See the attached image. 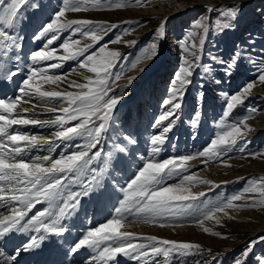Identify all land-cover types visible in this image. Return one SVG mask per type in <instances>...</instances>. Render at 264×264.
<instances>
[{
	"label": "rangeland",
	"instance_id": "1",
	"mask_svg": "<svg viewBox=\"0 0 264 264\" xmlns=\"http://www.w3.org/2000/svg\"><path fill=\"white\" fill-rule=\"evenodd\" d=\"M36 1L37 5H34L33 0H0V33L5 29L2 22L10 8L16 10L14 22L17 28L13 38L1 39L0 51L11 44L22 46L24 30L19 42L18 34L24 27L32 28H29V41L37 42L38 45L34 54V48H31L30 53L24 57L27 61L22 67L27 66L26 73L29 72V77H24L23 80L26 78L27 81L21 84L25 90L32 92L33 100L42 99L60 107L57 111L43 113L49 117L42 123L52 127L55 132L62 133V136L48 138L46 141L24 139L23 144L33 150L32 154H40L52 150L51 147L57 144V140L80 134L78 137L80 136L81 141L74 147L75 152L72 154H56L59 157L50 166H43L46 159L36 160L39 161V168L33 169V172L35 170L40 176H44L45 172L57 171L58 167L73 171L78 159L90 152L91 160L88 164H91L98 154V146L104 145L109 135L104 153L110 158L112 151L109 149L119 142L121 130L124 128V135L127 136L132 131L126 120L130 124L129 118L136 114V107L143 104L145 114L152 117L151 127L156 129L152 136L151 158H148L151 161L144 160L143 165L150 164L148 167H153L152 164L162 163L164 166L161 170L159 166L154 170H147L144 176L137 175L136 170L131 181L139 180L135 183L130 181L132 184L129 186L130 182H125L126 187L119 189L118 193L127 189L131 192L133 187L146 189L142 184H146L149 179L155 180L150 183L155 184L153 191L161 189L163 192L170 189L168 186L179 185L181 177L193 179L191 184H202L204 189L191 197L183 198L181 193L167 194V198L164 195L156 200L149 197L144 206L141 202L138 204L141 205L140 215L150 213L154 221L163 224H193L196 231L189 232L188 237L183 234L167 236L150 232L140 234L145 238H137L139 233L136 229L130 226L123 228L127 226L117 220L108 221L103 227H108L107 231L110 232H124L120 235L125 234L122 236L125 241L128 237L132 239L131 248L140 246L144 241L142 245H146L147 250L140 248L136 252V263L142 254L149 257L158 255L161 258L173 254L177 261L175 263L173 260V264H264V22L258 26L260 20L251 21V14L258 9H253L254 4L263 0H256V3L255 0H215L217 3L211 9V5L208 6L201 0ZM184 3L193 8L187 13L176 15L178 18L199 12L187 20L167 16V13L179 11L175 4L182 9ZM129 7H157L159 12L145 15L122 13V16L116 13L117 10ZM86 10L89 14H86ZM98 12H115L116 15H101ZM35 13V18H44L41 20L45 27L38 31V37L32 36L37 28L27 23ZM262 18L264 21V15ZM36 20L37 23L40 21ZM189 21L191 29H186L184 23ZM42 33L44 35L39 37ZM224 43H228L225 54L234 56L235 66L244 67V70L240 80L227 84L221 78L214 84L211 80L217 77V73H210L208 66H223L219 60V55H222L219 54V46ZM41 44L43 46L39 49ZM255 48L262 52V57L257 61H254L251 54ZM165 52L169 55L168 58L164 57ZM174 58L177 59L176 62ZM178 59L183 60V63ZM152 61L156 70L166 63L167 76L164 75L160 81L155 76L147 78L141 92L118 113L113 112L110 132L106 140L101 142L105 123L103 114L122 100V96L132 92L131 79L137 77L135 72L146 73L150 68L147 66ZM29 64L34 65L29 68ZM172 64L179 67L180 73H177L178 70L176 73L173 71ZM194 64L196 68L199 65V69L192 82L190 76ZM70 67H78L86 74L87 79L68 74ZM169 72L174 77L169 78ZM7 84L4 79L2 85ZM153 105L156 107L152 108ZM151 113L155 115V119ZM4 126L0 122V129ZM144 126L137 122L139 131ZM181 130L185 131L182 137L188 142L200 140L201 148L193 154L196 145H187L183 139L181 146L189 149L187 154L177 156L180 158L176 159H160L158 154L168 151L164 148L165 142L177 138ZM22 136L20 133L16 135L18 140ZM54 149L60 151L61 146ZM118 151L131 153L126 148ZM99 156L104 161L102 154L98 158ZM101 160L98 159V162ZM102 164L106 168L103 169V175L111 179L112 184H120L124 177L122 167L129 168L126 172L128 175L141 163L115 162L110 167L109 164ZM171 164L173 170H165ZM115 171L121 175H116ZM172 171L174 172L171 173ZM81 173L79 170L75 178ZM158 178L162 181L161 187L156 184ZM173 178L179 180L175 181ZM146 192L142 196L149 195L147 189ZM112 195L118 199L116 194ZM227 207L240 212L241 218L219 219L215 216L217 210ZM122 210L134 212L133 207L131 210ZM200 220L204 221L201 223L202 230L198 231ZM94 234L99 236L101 233L95 231ZM126 243L118 246V253L127 254L130 248H126Z\"/></svg>",
	"mask_w": 264,
	"mask_h": 264
},
{
	"label": "bare ground",
	"instance_id": "2",
	"mask_svg": "<svg viewBox=\"0 0 264 264\" xmlns=\"http://www.w3.org/2000/svg\"><path fill=\"white\" fill-rule=\"evenodd\" d=\"M33 1H34V5H37V1L36 0H33ZM201 1H204L208 6L211 5V6H209L210 9L213 7V5H215L217 3V2L215 3V0H201ZM222 1H226V0H222ZM254 3H256V0ZM259 3H260V6H258ZM259 3L254 4V6H253L254 10L257 7H260L261 10L264 9V0L260 1ZM175 5H176V8L179 9V11L175 10L174 12L167 13V16L169 18H171V16H176V15L181 14V13H187L189 10H192V8H193L191 6L187 7L189 5H186L185 3H184V8H182V9L178 7V4H175ZM192 5H194V4H192ZM157 9H158L157 7L147 8V9H135V8L129 7V8H124L123 10H117L116 13H118L121 16H122V13L123 14L127 13V14H143V15H145V13L156 12ZM88 12L89 11L86 10V14H89ZM103 12H105V11H103ZM103 12H98V13H101V15H107V14L108 15L109 14L110 15H116L115 12L102 14ZM157 12H159V10ZM257 12H258V9H257ZM261 12L262 11H260V13ZM15 13H16V10L10 8L9 14L4 18V20L2 22V26L5 29L2 30V32L0 33V42H2L1 39L13 38V36L17 33V28H16V25L14 22ZM254 16H259V14L254 11L253 14H251V18H254ZM27 23L29 24V22H27ZM27 27L24 29V31L22 33V37H23V42H21L22 46H19V47H22V50H23L22 52L24 53V51H25V52H27V54L30 51L28 49L34 48L32 50L33 54H34L36 52L35 48L38 45V43L37 42L31 43L30 42L31 40L29 41V38H30L29 28L30 27L29 28H27ZM31 29L32 28H30V30ZM32 42H34V41H32ZM27 54H25L23 56L24 60L19 59L16 62V66L14 68H12L11 71L9 68H6L5 70L1 71L2 75L4 76V79L8 82L9 85L7 84L6 88L2 89V94L0 96V122H3L5 124V126H4L5 129L4 128L0 129V132L2 135L1 143H0V164H1L2 159L6 157L7 159H5V162L3 164L8 166L10 169H12L11 167H14L16 169V171H14V169H12L14 171V174L12 176L18 177L17 183H20V182L26 180L27 177H31V176L37 177L36 174H38V173L35 170L33 172V169L39 168L37 166V163H33V162L28 163L30 161L29 154H32L33 150L30 147L26 148L23 144L24 143L23 140L28 139V140H34L35 141L36 139H39L41 141H44V140L46 141V140H48V138L53 139V138H59L62 136V133L55 132L52 127H47L42 123V121L46 120L47 117H49L48 115L43 114V113L57 111L60 109V107L51 105L42 99L33 100L32 92L28 89L25 90L23 85L21 83H18L17 77H19V76L16 75L15 76L16 79H15V77H13L11 75L12 72H17V70H19L22 67L23 63L27 61L25 59L26 58L25 56ZM167 56H169V55H167V53L165 52L164 57L168 58ZM174 60L176 62L177 59L174 58ZM178 60L181 63H183V60H181V59H178ZM154 61L149 63V66H147V67H150V68L147 70L146 73L139 74L140 72H135L137 77L134 78V80L131 79L133 82V85H132L133 89L131 90L132 92L127 93L128 94V95L126 94L127 96H125V95L122 96L121 98L124 97L122 100L117 102L111 108L109 107L107 109V111L103 114V116L105 118L104 119L105 123H104L103 131L101 134L102 135L101 136L102 141H101V137H100L99 144H100V141L104 142L106 140V137L108 136V133L110 132V127L112 124L111 118L113 116V112H115V114L118 113V111H120L124 106H126L128 103H130L132 101V99L135 97V95H138L141 92V90L143 89L145 80L147 78H149L151 76H155L157 78V80L160 81L161 78L164 77V75L167 76L166 69H167L168 65L166 63H164L163 66L159 70H156V68H155L156 65L154 64ZM167 61H168V59L166 60V62ZM69 69L70 70H68V74H71L72 76H76V77H82V79H84V80L87 79V77L85 76L86 74H83L78 69V67H70ZM180 71L181 70L178 69L177 73H180ZM8 75H9V77L7 79L6 77ZM134 77H135V75H134ZM170 80H172V79H170ZM139 118L146 121L147 124H150V125L153 124L152 117L145 114L143 104H139V106L137 107V110H136V114L133 116V118H129V121H131V123H134V121H137ZM9 125H13L14 132L11 131V129L9 128ZM18 133L23 135L22 138H20V140H18V137H16V135ZM37 154H39V153H37ZM148 158L149 157H146L144 160L145 161L149 160ZM257 164H256V167H257ZM149 165L150 164H147V166L146 165L142 166L141 164H138L137 167L132 172H130L131 174L128 173V175L126 172H128L127 169H129V168L128 167H126V168L122 167L123 168L122 175L124 177H126L125 182L129 183L131 180H133V178L136 175L135 174L136 170L138 172L137 175L144 176V174L147 172V170H150V169L154 170L158 166H159L158 168L161 170V168H163V166H164V164H162V163L156 164V165L152 164L154 168L148 167ZM97 166H98V168H97L98 182L101 181L102 183H104V178L106 176L103 175L102 172H103V169H106V168L102 163H100V161L97 163ZM61 167H63V166H61ZM245 167H247V166H245ZM69 168L70 167H68V169ZM165 170H173L172 164L169 165L168 167H166ZM28 171H31V172H28ZM16 172H18V173H16ZM217 177H219V174H217ZM100 178H102V179L100 180ZM181 178H182V180L179 181L180 182L179 185L178 184L171 185V186H168V187H170L169 190H164V192H169V193H164L161 189H157V190H154L153 192L150 193V198L151 199L153 198L156 200V199L162 198L164 195H166L165 197L167 198V194L170 195V194H176V193H181L183 198L185 196L191 197V195H195L204 189L203 188L204 186L202 184L201 185L191 184V181L193 179H189L188 177H181ZM221 179H222V177H221ZM138 180L139 179H137L133 182L131 181V182L135 183ZM149 180L150 181L146 182V184H150V183H153L155 181L152 179H149ZM110 181H111V179H109L108 185L102 184V186H100L101 194H104V195L109 194L110 195V197L112 198V202L110 205H113L114 203L118 202L119 206H123L124 200H118L117 198L114 197L115 195H112V193L109 192V188L111 187L110 184H112ZM117 182L118 181H116V183ZM131 182L128 184V186L132 184ZM0 183H4V181L2 179H0ZM117 184H119V183H117ZM146 184L144 183V184H142V186L146 187ZM119 185H121V183ZM88 186H89L90 192H91V185L90 184L85 185V188H88ZM177 187H179V188L175 191V189ZM117 193H118V190H117ZM98 199L103 204L107 203V201H108L107 197L105 198V196H99ZM169 200H171V199H169ZM104 211H105V213H109V210L107 207H105ZM140 213H142V212H139L137 214L135 211L134 212H127L124 210L117 211V213H116L117 217H115L113 219L110 218L106 222L112 221V220H117L120 223H124V225L127 226V227L124 226L123 228H128V226H130V227L136 229V231L139 233V235L140 234L145 235V234H149L150 232H153L154 234L161 233V234H164L167 236H171L174 233L175 234H183V235H185V237L186 236L188 237L189 232H195L196 231V226L193 224H187V225L163 224V223H159V222L154 221V218L152 217V215L150 213H145V214H141V215H140ZM122 214L125 215L127 222L122 221V219H121ZM215 216H218L219 219L220 218L223 219V218H227V217L228 218L231 217L234 219L241 218L240 212H237L233 207H227V209L217 210L215 213ZM249 218H252V217L250 216ZM203 221L204 220L199 221L200 226L198 227V231L202 230L201 223ZM110 223H108V224L110 225ZM103 225H99L97 228H95L91 231V233H92L91 239L97 237L98 241H100V240H105V239L112 238V237H115V239L116 238L118 239V236H120L119 239H121L122 236L125 235V234L122 236L120 235L121 233L123 234L124 232L120 233L117 231H111V232L107 231V230H109V228L108 227L104 228ZM159 227H161V228H159ZM258 228L261 229V227H258ZM102 230H104V232H102ZM95 231H97V232L99 231L101 234L98 236V235L94 234ZM125 242H127V241L122 240L121 242L116 244L114 241H111V240L107 241L105 243V245H110L111 249L109 251L102 250V251H100L99 254L102 256L107 255V254L113 255V256H118L117 255L118 246L121 245V243H125ZM121 255H123V254H120L119 256H121ZM157 256L149 257L147 254L146 255L142 254L141 258L139 257L138 262L136 264H140V260H141V264H173V260H174L173 254L168 256V257L165 256L164 258L157 257ZM157 259H161V260L157 261Z\"/></svg>",
	"mask_w": 264,
	"mask_h": 264
}]
</instances>
